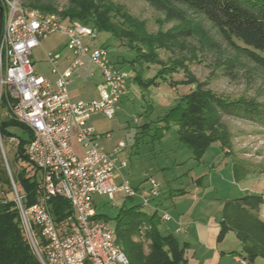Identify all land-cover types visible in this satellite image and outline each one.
I'll use <instances>...</instances> for the list:
<instances>
[{"label": "rangeland", "instance_id": "374dc122", "mask_svg": "<svg viewBox=\"0 0 264 264\" xmlns=\"http://www.w3.org/2000/svg\"><path fill=\"white\" fill-rule=\"evenodd\" d=\"M18 1L24 6L51 4L58 10L67 3V0ZM111 1L122 5L131 16L144 21L152 35H166L176 26L187 23V19L202 31L199 35L168 44L172 51L158 50V60L163 64L180 59L186 65V68L179 67L165 79L155 75L159 64L135 59L134 51L108 33L97 32L94 44L106 46L110 59L127 75V92L119 99L112 118L101 113L91 115L90 124L99 137L97 144L111 152L118 142H125V148L118 155L127 162L126 168L120 170L121 176L147 198L151 180L154 181L158 195L152 198V204L141 205L139 197L129 198L124 192L115 193L112 199L92 194L94 211L106 215V224L114 229L115 218L122 207L139 204L141 211L150 214L154 210L153 203L156 204V227L161 233L172 234L176 238L185 259L180 264H208L207 247L212 246L219 251L224 250L227 256L243 254L233 231H225L222 236L219 234V221L225 202L235 198L240 188L244 189L242 194H262L264 204V172H261L264 171V68L255 63L246 49L238 46H243L240 41L233 38L228 42L221 29L213 26L202 11H188L183 4L174 3L175 11L169 14L158 1ZM204 38L212 41L211 45ZM65 45L66 38L60 33L42 38L39 46L32 51L35 72L51 78L47 53L65 52ZM131 59L134 61L130 63ZM187 79L195 80L202 89L212 94L227 99L242 97L251 103L253 118L221 114L220 121L227 131L229 142L224 151L220 142L215 140L200 155H196L180 140L177 126L172 122L166 123V116L178 107L183 95L193 86L181 83ZM78 85L72 86L73 93L78 90ZM86 86V94H90L94 88L93 80L90 79ZM7 111L3 95L0 105L3 146L0 168L7 174L9 171L12 176L20 171L25 162L16 159L17 147L8 142V136L27 140L28 134L21 127L10 124ZM74 138L73 150L81 157L83 147ZM234 160L241 161L254 171L240 178L234 173ZM2 196L11 197V194L0 191ZM190 203L192 208L187 209ZM162 212L168 213L172 220L162 219ZM181 213L185 215L179 226L176 219ZM192 223L216 227L207 244L197 243ZM142 242L147 252L148 241ZM210 263L214 264L213 261ZM246 263L264 264V259L256 257Z\"/></svg>", "mask_w": 264, "mask_h": 264}, {"label": "built area", "instance_id": "2783aa9c", "mask_svg": "<svg viewBox=\"0 0 264 264\" xmlns=\"http://www.w3.org/2000/svg\"><path fill=\"white\" fill-rule=\"evenodd\" d=\"M0 8V105L4 95L10 118L30 132L23 153L40 172V195L26 206L8 171L13 199L33 253L41 264H129L113 229L93 219L91 195L112 199L115 193L124 192L149 205L148 198L158 194L157 184L151 180L148 198L126 179L116 184L118 170L127 166L126 160L116 157L125 142H118L108 152L97 144L95 129L86 124L93 112L112 118L120 97L127 92L126 73L110 59L106 46L94 44L95 28L79 21L67 22L58 14L24 6L18 0H0ZM54 33L66 38L68 71L82 65L84 58L98 70V99L69 98L70 80L66 72L57 69L60 52L47 53L51 73L56 75L53 81L35 72L32 51L42 38ZM74 135L83 147L81 157L72 147ZM8 142L18 147L20 138L9 135ZM54 196H63L72 207V214L60 222L49 209ZM161 218L169 220L170 215L162 212Z\"/></svg>", "mask_w": 264, "mask_h": 264}, {"label": "trees", "instance_id": "16d2710c", "mask_svg": "<svg viewBox=\"0 0 264 264\" xmlns=\"http://www.w3.org/2000/svg\"><path fill=\"white\" fill-rule=\"evenodd\" d=\"M153 1H158L169 14L175 11L174 3L183 4L188 11H202L213 26L221 29L228 42L233 38L240 41L243 46H238L246 49L255 63L264 68V0ZM27 6L58 14L67 22L79 21L95 28L97 32L108 33L127 49L134 51L135 59L141 58L145 63L159 64L155 75H160L162 79L179 67L186 68V65L180 59L163 64L158 60V50L172 51L173 48L168 44L199 35L202 31L187 19V23L176 26L166 35H152L147 31L144 21L131 16L122 5L111 0H67L61 10L55 9L51 4ZM204 41L209 45L212 43L205 38ZM133 61L131 59L129 62ZM181 83H191L193 86L183 95L178 107L166 116L165 121L177 126L180 140L196 155H200L215 140L220 142L222 149L229 144L227 131L220 121L222 113L253 118L254 109L245 98L227 99L212 94L202 89L193 79ZM10 124L21 127L30 136L28 129L13 118H10ZM25 142L26 140L20 139L16 152V159L24 161L25 165L12 175V179L19 194L23 196L24 204L29 206L37 200L41 187L39 170L23 153ZM0 191L11 194V197H0V264H41L25 236L19 210L13 199L11 182L2 167ZM262 203L261 195L243 194L225 202L222 209L219 234L222 236L228 230L235 233L243 253L238 254L244 261L251 262L256 257L264 259V221L256 213ZM49 209L56 222L72 214L70 202L63 196L52 197ZM156 218V210L146 214L140 210L139 204L120 209L113 231L115 241L129 264H180L185 261L176 238L172 234L161 233L156 227ZM93 219L106 223L108 217L95 210ZM144 240L148 241L147 252L143 248Z\"/></svg>", "mask_w": 264, "mask_h": 264}, {"label": "crops", "instance_id": "0c3cea01", "mask_svg": "<svg viewBox=\"0 0 264 264\" xmlns=\"http://www.w3.org/2000/svg\"><path fill=\"white\" fill-rule=\"evenodd\" d=\"M68 56H69V51L67 49H66L65 52H62L61 53V57L59 58V60L57 62V69H58L59 72H66V75H67L68 79L70 80V83H69V86H68L69 98L71 100H73V101L74 100H92V99H98L99 98L98 86L101 83V76H100V73L98 72V70L96 69V67L89 61L88 58H84L82 65L75 67L72 71H68L67 70V66H68V64L70 62V59L68 58ZM51 75H52L51 78H47V79L53 81L56 78V75L55 74H51ZM90 79L93 80L94 88H93V90L91 91L90 94H86V90H87L86 89L87 88L86 84L89 82ZM76 84H79L78 85V90L76 91V93H73L71 88H72V86H74ZM73 91H74V89H73ZM100 113L101 112H93V113H90L88 115L87 119H86V124L88 126L93 127L92 124H90L91 115L100 114ZM95 132H96V130H95ZM74 137H76V136L75 135L73 136V139H72L73 141L75 139ZM98 139H99V137L97 138V140ZM76 141H77V138H76ZM120 152L116 155V157L118 159H121V158L118 157V155L120 154ZM234 161H236V160H234ZM233 167H234V169H233L234 170V173L236 175L238 174V176L240 178H243L246 175H248L249 173H251V172L254 171V169H252L249 166H246L241 161H236L233 164ZM125 168L126 167H123V168H120L118 170V175L115 178V183L116 184H120L121 181L124 179L121 176L120 170L121 169H125ZM261 172H264V171H261ZM120 177H121V179H119ZM243 191H244V189L243 188H240L239 189V192L240 193L239 194H235V195H237L235 197H238V196L243 195L241 193ZM260 195L262 196V199H263V195L262 194H260ZM149 198H150L149 199V204H152V201H153L152 198L153 197H149ZM155 206H156V204L153 203L154 210H156ZM190 207L192 208V203H190L188 205L187 209H189ZM187 209H186V211H187ZM175 210H177V204L175 205ZM185 213L178 214V216H177L178 218L176 219V224L177 225H179V226L182 225V224H180V223H182L180 220H181L182 216L185 215ZM256 213L264 221V204L263 203L259 205V207L256 210ZM171 220L172 219L170 217V219L169 220H166V221H171ZM192 225L194 226L193 227V234H194L193 236H195V238H196L195 240H197V243H199V244H202V243H206L207 244L208 241H209L210 234H212L216 230V227L215 226H208V227H206V226L201 225V224H193V223H192ZM207 250H209V251H207L209 253V255L207 256V258L210 259L208 264H211L210 263L211 261H213L214 264H241L240 263V259H242V258L237 253L236 254H232L230 256L229 255L227 256L225 254L224 250L219 251V250H217V248L215 249V247H213V246L211 248L207 247Z\"/></svg>", "mask_w": 264, "mask_h": 264}, {"label": "water", "instance_id": "95a60500", "mask_svg": "<svg viewBox=\"0 0 264 264\" xmlns=\"http://www.w3.org/2000/svg\"><path fill=\"white\" fill-rule=\"evenodd\" d=\"M0 26H1V8H0Z\"/></svg>", "mask_w": 264, "mask_h": 264}, {"label": "bare ground", "instance_id": "6f19581e", "mask_svg": "<svg viewBox=\"0 0 264 264\" xmlns=\"http://www.w3.org/2000/svg\"><path fill=\"white\" fill-rule=\"evenodd\" d=\"M241 261H244V260L241 259V260H240V263H241ZM244 262L246 263V261H244ZM246 264H247V263H246Z\"/></svg>", "mask_w": 264, "mask_h": 264}]
</instances>
